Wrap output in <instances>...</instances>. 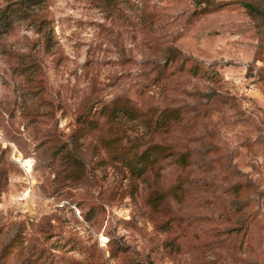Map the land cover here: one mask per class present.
<instances>
[{
	"label": "rangeland",
	"instance_id": "374dc122",
	"mask_svg": "<svg viewBox=\"0 0 264 264\" xmlns=\"http://www.w3.org/2000/svg\"><path fill=\"white\" fill-rule=\"evenodd\" d=\"M264 0H0V264H264Z\"/></svg>",
	"mask_w": 264,
	"mask_h": 264
},
{
	"label": "trees",
	"instance_id": "16d2710c",
	"mask_svg": "<svg viewBox=\"0 0 264 264\" xmlns=\"http://www.w3.org/2000/svg\"><path fill=\"white\" fill-rule=\"evenodd\" d=\"M200 1V0H198ZM242 5L252 14L259 15L264 18V12L254 3L243 1Z\"/></svg>",
	"mask_w": 264,
	"mask_h": 264
}]
</instances>
